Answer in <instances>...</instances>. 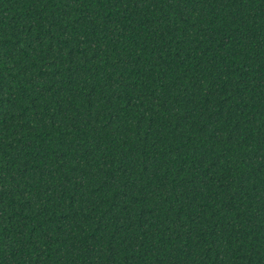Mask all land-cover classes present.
<instances>
[{
    "label": "trees",
    "instance_id": "16d2710c",
    "mask_svg": "<svg viewBox=\"0 0 264 264\" xmlns=\"http://www.w3.org/2000/svg\"><path fill=\"white\" fill-rule=\"evenodd\" d=\"M0 264H264V0H0Z\"/></svg>",
    "mask_w": 264,
    "mask_h": 264
}]
</instances>
